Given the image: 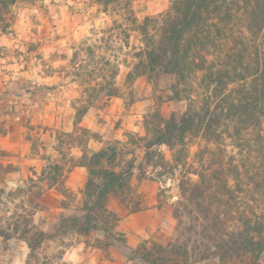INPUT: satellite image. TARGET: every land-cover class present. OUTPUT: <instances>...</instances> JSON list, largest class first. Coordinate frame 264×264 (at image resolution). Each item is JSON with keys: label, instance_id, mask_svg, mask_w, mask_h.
Returning a JSON list of instances; mask_svg holds the SVG:
<instances>
[{"label": "rangeland", "instance_id": "374dc122", "mask_svg": "<svg viewBox=\"0 0 264 264\" xmlns=\"http://www.w3.org/2000/svg\"><path fill=\"white\" fill-rule=\"evenodd\" d=\"M108 1L17 0L8 9L0 7V228L28 219L36 229L56 234L62 217L83 208L87 157L116 147L122 152L118 170L130 161L138 167L146 152L144 138L153 136L146 127L154 129L160 120L187 110L186 101L173 98V79H129L143 46L139 25L146 16L167 12L172 0ZM199 83L197 74L196 105ZM109 90L116 94L109 97ZM85 107L87 114L76 124L78 110ZM205 145L202 138L194 140L190 163ZM161 151L170 161L169 149ZM48 166L59 168L47 169L55 182L43 176ZM158 171L136 168L128 199H111L110 210L119 218L114 233L124 235L127 247H106L102 231L69 232L46 242L41 254L67 264H144L130 260L129 249L144 240L166 244L189 228L197 232L190 242L193 257L209 254L213 246L198 234L196 215L182 213L181 225L175 216L180 203L188 202L182 181L194 183L198 177L177 171L161 179ZM247 204H253L250 198L243 203L249 210ZM25 212L32 215L19 220ZM28 254L19 236L0 237V264H26ZM196 264L244 263L211 256Z\"/></svg>", "mask_w": 264, "mask_h": 264}, {"label": "trees", "instance_id": "16d2710c", "mask_svg": "<svg viewBox=\"0 0 264 264\" xmlns=\"http://www.w3.org/2000/svg\"><path fill=\"white\" fill-rule=\"evenodd\" d=\"M17 0H0L8 9ZM113 0H109L108 4ZM4 20L0 14V21ZM6 27H3L4 31ZM143 46L135 53L137 62L129 79L164 76L173 79V98L186 101V112L160 120L144 138L145 155L137 167L133 161L118 170L122 152L108 147L86 158L90 178L84 190L80 214L62 217L56 234H49L22 220L0 228L4 241L19 236L29 249L26 264H67L62 258L42 255L43 245L60 234L104 232L106 247L120 243L123 234L114 233L119 218L110 210L112 198L123 202L132 194L135 169H158V178H170L177 171L198 177L194 183L182 181L187 203L175 213L196 215L198 233L212 243L213 251L193 257L190 249L193 228L166 244L142 241L129 249L130 260L144 264H196L211 256L221 261L238 259L244 264H260L264 252V0H172L159 17L146 16L139 25ZM200 76L201 101L196 105L193 79ZM108 91L112 97L116 93ZM78 110L76 124L87 114ZM197 138L206 145L190 163L191 147ZM231 146L234 151L229 152ZM171 152L168 161L161 148ZM43 176L55 182L56 177ZM246 198L253 204L243 208ZM182 211V212H181ZM25 212V217H30ZM122 236V237H121ZM211 248V250H212Z\"/></svg>", "mask_w": 264, "mask_h": 264}, {"label": "water", "instance_id": "95a60500", "mask_svg": "<svg viewBox=\"0 0 264 264\" xmlns=\"http://www.w3.org/2000/svg\"><path fill=\"white\" fill-rule=\"evenodd\" d=\"M259 261L264 263V252L259 255Z\"/></svg>", "mask_w": 264, "mask_h": 264}]
</instances>
